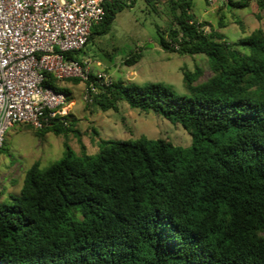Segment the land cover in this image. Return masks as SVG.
Wrapping results in <instances>:
<instances>
[{"label":"trees","instance_id":"16d2710c","mask_svg":"<svg viewBox=\"0 0 264 264\" xmlns=\"http://www.w3.org/2000/svg\"><path fill=\"white\" fill-rule=\"evenodd\" d=\"M145 1L161 2L167 12L160 47L204 54L210 76L200 81L201 68L182 69L185 93L117 79L96 84L88 104L117 111L123 102L152 112L180 125L190 143L100 137L92 155L79 139L77 155L65 141L60 159L45 169L35 161L19 195L0 202V264H264V30L228 42L195 17L192 0ZM134 2L106 1L88 41ZM256 3L264 10V0ZM81 50L65 55L81 62ZM141 55L129 52L124 64ZM47 77L45 85L70 94ZM63 119L36 134L76 132L73 120Z\"/></svg>","mask_w":264,"mask_h":264},{"label":"rangeland","instance_id":"374dc122","mask_svg":"<svg viewBox=\"0 0 264 264\" xmlns=\"http://www.w3.org/2000/svg\"><path fill=\"white\" fill-rule=\"evenodd\" d=\"M232 1L245 2L246 6L234 7L228 0H215L211 5L206 0H192L191 11L198 20L207 21L222 33L228 42H236L257 28L264 30V10L258 8L256 0ZM167 24V12L161 2L135 0L131 6H124L115 13L107 32H101V25H98V30L78 52V57L89 61L93 74L105 72L113 80L140 85L162 82L178 93H185L182 69L201 68L200 81L207 79L211 72L204 54L180 55L160 47L158 28L163 30ZM205 30L209 31L210 27L205 26ZM135 49L141 51L140 60L131 66L125 65L124 56ZM59 84L69 89L67 117L73 120L72 127L76 132L57 135L48 130L41 136L36 134L37 129L26 124L9 127L0 150V202L8 201L10 193L19 195L25 172L35 161L45 169L60 159L65 151V141L77 155H80L79 139L92 155L98 151L100 137L129 139L146 135L168 138L182 146L190 143V135L180 125L159 115L141 112L123 102L117 111H101L85 100L83 81L66 79ZM92 128L98 131L97 136Z\"/></svg>","mask_w":264,"mask_h":264},{"label":"built area","instance_id":"2783aa9c","mask_svg":"<svg viewBox=\"0 0 264 264\" xmlns=\"http://www.w3.org/2000/svg\"><path fill=\"white\" fill-rule=\"evenodd\" d=\"M106 1L0 0V148L14 124L41 129L53 118L65 123L69 95L45 85L48 74L58 81L79 78L88 103L96 84L113 82L105 72L93 74L88 60L65 55L86 45L92 26L103 19Z\"/></svg>","mask_w":264,"mask_h":264}]
</instances>
